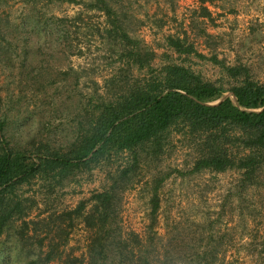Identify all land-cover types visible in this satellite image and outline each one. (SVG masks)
I'll return each instance as SVG.
<instances>
[{
	"label": "rangeland",
	"instance_id": "rangeland-1",
	"mask_svg": "<svg viewBox=\"0 0 264 264\" xmlns=\"http://www.w3.org/2000/svg\"><path fill=\"white\" fill-rule=\"evenodd\" d=\"M102 4L114 11L131 40L154 54V70L180 65L227 90L233 82L212 62L216 57L247 67L264 83V0H211L204 5L210 19L199 17L198 0H0V118L13 145L30 151L32 145L50 144L65 152L76 137L78 116L96 104V95L107 97L108 78L125 70L130 80L149 78L145 69L127 68L120 60V46L106 33L110 26L99 11ZM170 38L194 53L176 54L167 45ZM194 144L172 129L157 169L149 163L136 172L120 196V237L137 236L149 264H161L164 257L167 264H197L206 251L217 253L215 264H264V165L248 186L235 170L193 173ZM127 159L112 156L90 170L74 171L52 192L50 180L23 185L18 193L30 207L27 221L42 222L82 202L87 213L91 196L107 189L108 175ZM165 174L152 216V177ZM18 224L0 237V264H42L38 257L47 252L55 226L52 233L39 226L37 239L47 235L41 249L36 243L22 249L14 231ZM61 226L53 238L56 258L48 264H87L93 231L78 219Z\"/></svg>",
	"mask_w": 264,
	"mask_h": 264
},
{
	"label": "trees",
	"instance_id": "trees-1",
	"mask_svg": "<svg viewBox=\"0 0 264 264\" xmlns=\"http://www.w3.org/2000/svg\"><path fill=\"white\" fill-rule=\"evenodd\" d=\"M210 1L198 0L200 18L210 19L204 6ZM102 5L99 11L110 26L106 33L120 46V60L127 61V68L134 65L145 69L149 78L130 80L129 70L108 78L107 97L96 95V104L78 116L76 137L65 152L50 144L32 145L30 151L13 145L6 137L5 120L0 118V237L19 223L14 231L20 247L25 249L36 243L41 249L47 235L37 239L40 225L49 229L47 233H52L50 227L55 226L54 238L56 232L63 231L61 225L65 221L72 223L78 219L93 231L87 264H149L139 238L132 234L130 240H122L118 233L116 219L121 194L132 185L141 167L152 163L153 169H157L172 129L195 142L193 173L235 170L240 173L241 185L253 184L264 165V83L256 81L247 67L229 66L216 57L212 62L233 82L227 90L217 83L204 82L180 65L170 63L154 70V54L131 40L114 11ZM167 45L178 55L194 53L191 46L178 39H168ZM225 93L230 97L223 98ZM216 101L219 103L212 105ZM123 154L128 156L127 162L108 175L106 190L91 196L87 213L82 202L74 210L48 215L42 222L27 221L30 207L18 193L23 185L35 179L50 180L52 192L54 185H61L62 179L74 171L90 170ZM167 176L152 177V216L158 210L157 193ZM53 238L47 252L41 253L43 258L38 257L42 264L56 258L58 244ZM216 256L215 251H206L197 264H215ZM77 263L80 264L70 260L67 264ZM161 264H167L166 257Z\"/></svg>",
	"mask_w": 264,
	"mask_h": 264
}]
</instances>
